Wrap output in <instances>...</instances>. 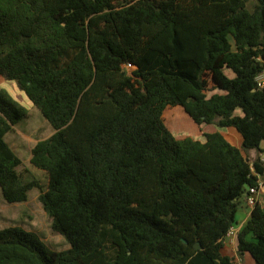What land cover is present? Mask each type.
Segmentation results:
<instances>
[{
	"label": "trees",
	"instance_id": "trees-1",
	"mask_svg": "<svg viewBox=\"0 0 264 264\" xmlns=\"http://www.w3.org/2000/svg\"><path fill=\"white\" fill-rule=\"evenodd\" d=\"M263 72L264 0H0V77L54 128L31 150L43 186L5 139L29 109L0 88L2 194L23 202L38 187L70 244L3 228L0 264H234L228 231L264 180ZM176 106L236 128L242 146L220 131L177 138ZM247 252L264 264L259 201L238 235Z\"/></svg>",
	"mask_w": 264,
	"mask_h": 264
},
{
	"label": "rangeland",
	"instance_id": "rangeland-1",
	"mask_svg": "<svg viewBox=\"0 0 264 264\" xmlns=\"http://www.w3.org/2000/svg\"><path fill=\"white\" fill-rule=\"evenodd\" d=\"M252 4L253 2L250 1L249 7ZM227 74L234 77V73L231 70H228ZM0 88L7 89L15 99L29 109V115L16 123L5 139L22 159V165L19 170L22 171L24 176L28 178L34 177L45 186L48 180L47 176L42 170L35 168L31 164V150L37 140L51 136L54 128L40 110L33 105L26 94L16 86L14 81H7L0 77ZM167 109V114L165 111V121L173 134L175 132L174 129L180 131V134L183 132L190 133L193 131V127L199 132L198 125L181 106L168 107ZM238 114H242L241 109H238ZM174 119L176 123H174ZM202 127L206 132L210 128H213L214 131L220 130L214 124H204ZM193 134L197 133L194 131ZM39 194L40 189L35 187L28 192L26 201L11 203L5 200L0 187V229L17 226L34 232L51 249L61 251L70 248L67 239L53 230L52 219L45 212L43 204L39 200ZM246 204V198L242 197L236 214L238 221L241 220L242 213L249 210Z\"/></svg>",
	"mask_w": 264,
	"mask_h": 264
},
{
	"label": "crops",
	"instance_id": "crops-1",
	"mask_svg": "<svg viewBox=\"0 0 264 264\" xmlns=\"http://www.w3.org/2000/svg\"><path fill=\"white\" fill-rule=\"evenodd\" d=\"M261 77L264 80V72L261 74ZM237 113H238V111H237ZM174 123H176L175 119H174ZM202 126L198 125L199 132H198V130L194 129V127H193L192 132H190V133L183 132L182 134H180V131L174 129V131H175L174 135L177 138L192 136L195 139H199L201 141H204L205 140V137H204L205 133H211V132H215V131L213 130V128H210L209 131L206 132L205 130L202 129L203 128ZM194 131L197 134H193ZM217 131H220L232 144L236 145L237 147L242 146L243 137L236 128L226 127V128H220V130H217ZM250 155L252 158H256L257 156H259V153L256 150H251ZM243 198H245V196ZM259 202L261 203V205L264 208V189L260 192ZM246 205L249 207V210L247 212L245 211L242 213L241 220L238 221L237 217H236L237 223L234 224L235 234L232 236H227V238H226V244H227V247L229 249V252L232 255L236 256V260H235L234 264H257L255 259L253 258V256L249 252L245 253L243 256H240L238 254V235H239L241 229L244 227V225L250 219L251 212H252V207H250L248 204H246Z\"/></svg>",
	"mask_w": 264,
	"mask_h": 264
},
{
	"label": "built area",
	"instance_id": "built-area-1",
	"mask_svg": "<svg viewBox=\"0 0 264 264\" xmlns=\"http://www.w3.org/2000/svg\"><path fill=\"white\" fill-rule=\"evenodd\" d=\"M129 67H133L131 64L128 65ZM257 82L260 88H264V80L261 77V74L257 77ZM261 160L264 161V150L260 153ZM264 189V180L260 177L257 186L249 187L248 193L245 196L247 200V204L250 207H254L256 203L259 201L260 192ZM235 234V227H231L228 231L227 236H232Z\"/></svg>",
	"mask_w": 264,
	"mask_h": 264
},
{
	"label": "water",
	"instance_id": "water-1",
	"mask_svg": "<svg viewBox=\"0 0 264 264\" xmlns=\"http://www.w3.org/2000/svg\"><path fill=\"white\" fill-rule=\"evenodd\" d=\"M246 187H247V189H249V186L248 185H246ZM184 242L187 243V240L184 239Z\"/></svg>",
	"mask_w": 264,
	"mask_h": 264
}]
</instances>
